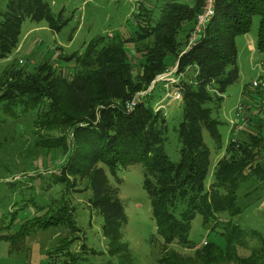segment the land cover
Instances as JSON below:
<instances>
[{
    "label": "trees",
    "instance_id": "obj_1",
    "mask_svg": "<svg viewBox=\"0 0 264 264\" xmlns=\"http://www.w3.org/2000/svg\"><path fill=\"white\" fill-rule=\"evenodd\" d=\"M201 9L202 0H165L157 11L140 4L130 20L129 35L121 31L111 37L100 35L86 44L82 54L62 55L66 61L75 59L79 63L71 76L44 62L34 73H18L0 86V101L8 110L12 105L24 110L35 108L41 127L64 132L58 137H45L39 146L66 152L57 182L80 191L77 185L87 180V188L92 191L88 204L103 217L102 233L108 240V252L118 256L120 264L130 263L129 246L122 240L128 215L118 189L109 182L107 170L116 175L118 170L134 164L144 168L143 187L163 240L165 254L159 264H264V237L249 256L238 254L245 231L237 225L226 224L220 231L224 247L208 241L197 248L195 259L169 248L175 242L192 245L190 231L198 214L205 227L211 225V230L217 231L219 212L236 215L241 211L238 194L242 185L252 179L264 181L262 131L251 133L247 139L231 137L214 166L210 183L212 149L204 136L207 130L214 148H224L220 129L224 121L214 117L210 104L221 106L228 88L239 81L237 38L250 33L256 15V48L264 55V0H216L215 13L205 32L190 45ZM27 19L46 21L54 33H62L73 16H67L65 8L54 12L49 0H8L0 17V60L19 47ZM129 44H136L143 58L138 74H134ZM170 59L175 61L179 76L172 86L182 101L178 160L167 153L168 116L159 107L169 88L165 81H156L148 91L157 76L170 68ZM250 90L255 98L262 94L252 86ZM145 91L134 106L129 105ZM39 207L46 209V205ZM49 207L45 213L24 221L19 232L9 234L8 226L1 224L0 239L11 241L12 250H16L26 232L60 224L67 228L68 236L60 240L57 251L80 239L83 230L70 199L64 196L59 204L54 201ZM79 257L71 255L67 264H77Z\"/></svg>",
    "mask_w": 264,
    "mask_h": 264
},
{
    "label": "rangeland",
    "instance_id": "obj_2",
    "mask_svg": "<svg viewBox=\"0 0 264 264\" xmlns=\"http://www.w3.org/2000/svg\"><path fill=\"white\" fill-rule=\"evenodd\" d=\"M7 1L0 0V17ZM49 1L54 12L65 8L66 15L73 16L70 25L62 33H54L46 21L27 19L23 24L19 47L8 58L0 60V86L7 80L15 79L18 73H34L44 62L52 64L57 72L71 76L79 69V63L75 59L64 60L63 54H82L86 44L100 35L111 37L116 31L129 35L130 20L140 4L157 11L165 0ZM258 28L259 16L256 15L250 33L237 38L244 76L228 88L221 106L210 104L214 109V117L224 121L220 128L224 148L216 150L208 131H204L205 140L212 149L208 183L212 181L214 166L223 156L231 137L247 139L251 133H264V106L257 98L248 97L252 94L251 82L261 73L264 62V55L259 51L252 52L248 45L249 39L257 40ZM127 47L134 74H138L142 69L143 58L136 44ZM168 65L173 68L175 61L170 59ZM245 84L249 86L246 97L242 96ZM168 88L170 96L163 95L162 101L169 125L166 149L173 160H178L180 142L177 129L182 118V101L172 85ZM37 120V109L24 110L12 105L8 110L0 101V225L8 226L6 232L9 234L19 232L24 221L45 213L50 209V204L53 206L54 201L59 204L62 197L66 196L76 207L77 221L83 231L80 239L60 251L56 250L61 244L60 240L68 236L67 228L62 224L26 232L19 239L20 248L16 250H12L11 241L0 239V264H67L73 254L80 255L77 264H108L110 261L120 264V258L108 252V240L102 233L103 217L88 204L92 191L87 188V180L77 185L80 191L67 189L63 183L57 182L67 154L61 148L55 150L39 146L40 140L45 137H58L64 132L44 129ZM107 173L110 184L118 189L128 215V224L122 228V240L129 246V264H159V258L165 252L162 250L163 240L157 232L150 198L143 187V166L134 164L118 170L116 175L108 170ZM238 203L241 206L238 214L227 211L217 214V231H212L211 225L205 227L202 216L198 214L190 231L192 245L175 242L169 248L183 257L195 259L197 248L205 242L214 240L225 246L220 231L228 224L237 225L245 231L237 251L242 257L249 256L254 248L260 246L261 237H264V181L252 179L244 183L238 194ZM42 205H46V209H40ZM82 244L86 247L82 248Z\"/></svg>",
    "mask_w": 264,
    "mask_h": 264
},
{
    "label": "built area",
    "instance_id": "obj_3",
    "mask_svg": "<svg viewBox=\"0 0 264 264\" xmlns=\"http://www.w3.org/2000/svg\"><path fill=\"white\" fill-rule=\"evenodd\" d=\"M215 4H216V0H202V9L197 15L196 23L190 35V43H189L190 45L194 44L200 38V36L205 32L207 25L210 23L215 13ZM262 65L263 66L261 67L262 68L261 73L256 79H254L251 82V86L252 88L258 89L262 92L261 95L256 97L257 98L256 100H258V102H260L264 106V62L262 63ZM176 72H177V65L175 64L173 68L170 67L164 73L158 75L156 80L153 82V84L148 89V91L152 90L154 83L156 81H165L166 87H169L173 83L177 82L179 80V76L176 75ZM145 93L146 91L139 93L138 96H136V99L130 102L129 105L134 106L136 100ZM168 93L166 94V97L170 96V93L169 94ZM159 107L164 108L165 105L160 104ZM239 115L240 113H238V116Z\"/></svg>",
    "mask_w": 264,
    "mask_h": 264
},
{
    "label": "crops",
    "instance_id": "obj_4",
    "mask_svg": "<svg viewBox=\"0 0 264 264\" xmlns=\"http://www.w3.org/2000/svg\"><path fill=\"white\" fill-rule=\"evenodd\" d=\"M248 34V33H247ZM246 35V34H245ZM257 41V40H256ZM256 41H253L252 39H249V42H248V45H249V48H250V50L252 51V52H257L258 50H257V48H256ZM237 46H238V44H237ZM238 52H239V47H238ZM238 64H239V68H240V77H242V76H244V70H243V68H242V65H241V63H240V53L238 54ZM261 71H262V68H261ZM254 79H256V77L255 78H253V80ZM246 85L247 84H245L244 86H243V89H242V96H244L245 95V97H246V92H247V88H246ZM249 85V84H248ZM248 97H252L253 98V96L252 95H250L249 94V96Z\"/></svg>",
    "mask_w": 264,
    "mask_h": 264
}]
</instances>
